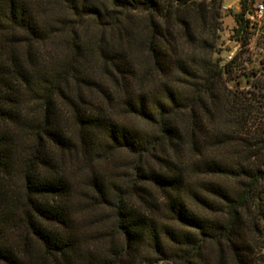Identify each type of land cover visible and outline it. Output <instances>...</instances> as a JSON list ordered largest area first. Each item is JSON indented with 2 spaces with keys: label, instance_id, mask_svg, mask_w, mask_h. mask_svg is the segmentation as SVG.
I'll return each mask as SVG.
<instances>
[{
  "label": "trees",
  "instance_id": "1",
  "mask_svg": "<svg viewBox=\"0 0 264 264\" xmlns=\"http://www.w3.org/2000/svg\"><path fill=\"white\" fill-rule=\"evenodd\" d=\"M220 6L0 0V264H264V61Z\"/></svg>",
  "mask_w": 264,
  "mask_h": 264
},
{
  "label": "built area",
  "instance_id": "2",
  "mask_svg": "<svg viewBox=\"0 0 264 264\" xmlns=\"http://www.w3.org/2000/svg\"><path fill=\"white\" fill-rule=\"evenodd\" d=\"M220 12H229L232 25L226 33L231 47L224 51L223 62H229L240 51L250 52L256 46L264 54V0H232L221 3ZM222 50V44L219 46ZM264 61V55L261 56Z\"/></svg>",
  "mask_w": 264,
  "mask_h": 264
},
{
  "label": "rangeland",
  "instance_id": "3",
  "mask_svg": "<svg viewBox=\"0 0 264 264\" xmlns=\"http://www.w3.org/2000/svg\"><path fill=\"white\" fill-rule=\"evenodd\" d=\"M207 1V0H206ZM232 2V0H221V3H224V4H230ZM56 16L58 15H67L68 14L66 13L65 14V10H63L61 7L56 9ZM221 14V18L219 20L220 22V28H219V31H218V36H219V46L222 44V50H220L221 48L218 47V50H219V58L221 60H223V56H224V51L225 50H228L231 45L227 43L226 41V33L228 32L229 30V27L232 25V20H231V17H230V13L229 12H220ZM263 53H260L258 51V49L256 48V46L253 47V50H251L250 52H243L242 51V55H241V62L243 63L242 64V67L243 69L245 70V72H249V71H252L253 69L252 68H256V65H257V62L259 60V57H263ZM253 66V67H252ZM116 119L118 120V122L122 123V124H132L133 121L132 119L128 118V119H122L120 116L116 115L115 116ZM137 123V125L139 127L142 128V130L145 129V125L139 121H135ZM128 156H126L125 154L123 153H116L114 155V158H117V159H122V160H125L127 159ZM114 168V165L112 163H108V167L107 169H104L106 172H109L111 169ZM87 241V240H85ZM89 242V241H88ZM89 243H86V242H83V245H82V251L84 252H91V254H94L93 257H98V255L96 254H100L101 256L104 254L106 255L105 253V246L106 244L104 242H98L96 244H94V246H89L88 245ZM117 247L121 246L120 243L118 242L117 240ZM89 256V255H88ZM91 257V256H90ZM88 261H93V258H89L87 257L86 259V262L88 263ZM85 264V262L83 263ZM137 264H172V263H169V262H164V261H161L159 259V257L157 256H154L149 249L147 248H144L140 255H139V258H138V261H137Z\"/></svg>",
  "mask_w": 264,
  "mask_h": 264
}]
</instances>
